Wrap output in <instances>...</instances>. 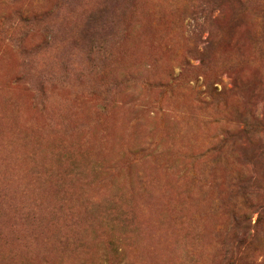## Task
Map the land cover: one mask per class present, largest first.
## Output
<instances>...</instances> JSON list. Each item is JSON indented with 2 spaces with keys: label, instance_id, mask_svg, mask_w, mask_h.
<instances>
[{
  "label": "rangeland",
  "instance_id": "rangeland-1",
  "mask_svg": "<svg viewBox=\"0 0 264 264\" xmlns=\"http://www.w3.org/2000/svg\"><path fill=\"white\" fill-rule=\"evenodd\" d=\"M0 264H264V0H0Z\"/></svg>",
  "mask_w": 264,
  "mask_h": 264
}]
</instances>
